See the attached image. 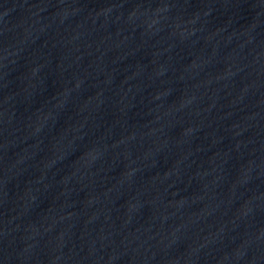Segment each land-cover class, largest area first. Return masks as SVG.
Wrapping results in <instances>:
<instances>
[{
	"label": "water",
	"instance_id": "95a60500",
	"mask_svg": "<svg viewBox=\"0 0 264 264\" xmlns=\"http://www.w3.org/2000/svg\"><path fill=\"white\" fill-rule=\"evenodd\" d=\"M0 264H264V0H0Z\"/></svg>",
	"mask_w": 264,
	"mask_h": 264
}]
</instances>
